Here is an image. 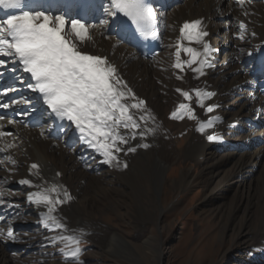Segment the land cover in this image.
<instances>
[{"label":"bare ground","instance_id":"1","mask_svg":"<svg viewBox=\"0 0 264 264\" xmlns=\"http://www.w3.org/2000/svg\"><path fill=\"white\" fill-rule=\"evenodd\" d=\"M156 2L163 48L149 60L140 58L137 50L109 33L111 17L104 12L109 4L107 0H103L96 18L86 22L96 27L91 29L93 40L82 46V50L106 56L115 64L121 77L135 95L145 101L148 112L155 118L142 123L141 129L137 130L145 132L143 139L137 134L129 144L121 146L125 151L129 146L136 151L119 153L120 166H115V162L113 166L102 163L103 157L81 141L80 134L75 133L74 125L69 122L62 134H54L51 118L36 94L28 89L26 76L19 70L13 71L11 63L0 69V91L16 89L0 96V104L28 100L26 104L0 108V116L4 117L0 123L4 124L5 131L13 133L5 140L15 144L8 152L0 153V159L11 155L17 162L13 165L5 159L0 165V191L6 193L3 197L6 203L0 205V228L6 234L11 226L16 236L15 240L0 237V264H24L26 261L31 264L33 261L26 259V254L44 253L48 238L55 234L51 232L48 238H44L50 231L41 224L40 213L46 209L27 200L28 193L37 189L18 183L28 176L29 164L35 162L40 173L33 184L43 187L61 185L73 197L59 206L56 215L63 221L71 217L74 223L69 229L77 230L80 238L110 252L128 248L130 253L136 251L132 250L134 242L129 241L122 230L104 223L96 215L106 204L134 206L133 221L141 232L146 227L144 224L158 222L157 212L164 207L162 195L167 185L173 191L181 192L197 180L206 181L209 204L218 208L232 204L235 219L251 227L260 219L263 212L260 209H264V76L256 74L254 65L258 51L264 47V2L244 0L242 6L237 0H175L167 5L159 0ZM202 17L208 23L205 40L214 51L210 58L211 67L204 69L205 75L198 76L191 67L186 66L181 72L172 65L176 61L175 45L180 24L186 19ZM102 20L107 23L101 25ZM241 21L247 26L243 40L239 39ZM184 44L202 51V45H189L187 41ZM188 59L190 57L181 52V60ZM178 76L182 78L178 79ZM177 89L190 93L193 89L211 91L213 95L204 103L217 107L212 113H205L197 106L194 94L189 102ZM180 103H191L197 119H169ZM141 114L136 112L138 121ZM208 116H219L220 122L201 134L196 130L198 122H206ZM247 117L256 125L253 126ZM28 118L40 119L39 125H28ZM8 119L16 123L9 125ZM147 129L154 131L148 132ZM181 132H184L185 143L178 148L175 137ZM208 133L220 139L210 142L205 138ZM223 139L232 144L223 145ZM140 144L149 146L143 148L139 147ZM180 159L191 160L199 170L187 165L178 177L169 180L167 171ZM123 163L127 164L126 168ZM231 186L234 190L230 196ZM213 188L219 191L226 188V191L212 195ZM7 203L14 207H7ZM247 234H240V239L244 240ZM134 238L139 236L134 235ZM156 239L150 234L143 243L157 257ZM253 263L264 264V255L253 259ZM50 264L58 263L51 261Z\"/></svg>","mask_w":264,"mask_h":264},{"label":"snow or ice","instance_id":"2","mask_svg":"<svg viewBox=\"0 0 264 264\" xmlns=\"http://www.w3.org/2000/svg\"><path fill=\"white\" fill-rule=\"evenodd\" d=\"M241 6L244 0H237ZM25 0H0V9L18 10L17 14H8L0 20V69L7 68L11 63L12 70H19L28 77L27 87L33 93H38L43 99L50 115L60 121H68L74 125L80 134L81 141L97 154L103 157L102 163L120 166L118 154L135 152L136 148L122 145L129 144V140L135 139L137 134L143 139L145 132L141 124L155 118L148 112L144 100L139 99L133 90L121 77L118 68L107 57L90 54L82 50V46L93 40L91 29L96 25L85 22L83 15L79 18H66V14L52 15L45 11L25 10ZM85 6V11L87 10ZM66 13L71 8H66ZM109 17H126L135 29L144 37L156 39L158 37V13L149 0H109L104 8ZM101 25L107 23L102 20ZM239 39H244L247 30L246 24L239 23ZM180 37L175 45L176 61L172 67L184 71L185 67H191L198 76L205 75L204 69L211 67L210 58L213 49L205 40L208 32L203 29V21L196 19L185 21L179 28ZM255 35V33H253ZM195 43L202 45V51L194 47L186 46ZM181 52L190 59L181 60ZM196 65V67H192ZM178 79L182 77H177ZM21 82L24 78L21 77ZM15 88H6L0 91V96H6ZM186 101L191 102L193 94L197 98V106L204 109L205 113H212L217 105H205L213 93L193 89L192 92L177 89ZM27 99L13 100L11 104H0V108L7 109L13 104H26ZM136 110V111H133ZM136 112H141L139 121ZM187 117L189 120L197 119L195 109L191 103H180L170 113L169 119L178 120ZM219 116L209 117L206 122H198L196 130L204 134L220 122ZM4 120L0 116V121ZM12 119L7 124H15ZM123 130V131H122ZM148 132L154 129H147ZM13 136V133L4 130V124L0 123V153L8 152L15 144L5 140V137ZM208 141L219 140L216 135H207ZM149 145L140 144L139 147L147 148ZM5 159L15 165L17 162L8 155ZM0 159V165L5 163ZM127 167L126 163L122 165ZM39 165L33 163L29 167L30 175H39ZM59 176L60 174L57 173ZM20 185L37 190L29 192L27 200L38 208L46 211L40 213V222L45 229L55 233L48 238L53 246L63 244L60 249L66 261L74 264H82L79 257L82 253L80 236L77 230L69 229L63 222V218L56 215L59 206L73 199L63 186L52 184L43 187L33 184L30 179H20ZM5 192L0 191V205L6 201ZM7 207H14L7 203ZM0 237L15 240L16 236L11 226L0 228Z\"/></svg>","mask_w":264,"mask_h":264},{"label":"rangeland","instance_id":"3","mask_svg":"<svg viewBox=\"0 0 264 264\" xmlns=\"http://www.w3.org/2000/svg\"><path fill=\"white\" fill-rule=\"evenodd\" d=\"M183 137L184 132L175 137V145L178 148L184 146ZM187 165H193L196 171L199 170L191 160L180 159L167 171L169 180L178 177L182 168ZM262 178L264 181V174ZM207 184L206 181L197 180L181 192H175L167 185L162 195L164 207L157 212L158 222L144 224L146 227L141 229V232L136 229L137 224L133 221L136 214L134 206L106 204L96 216L104 223L122 230L127 239L134 242L135 247L132 250L136 252L130 253L129 248L121 249L122 253L110 252L88 239L81 238L79 247L82 253L79 260L82 264H254L253 259L264 255V209H260V212H263L253 227L244 222L239 223L235 219L232 204L225 208L209 204V198H206ZM225 189L219 191L213 188L210 193L214 195L218 191H226ZM233 190L231 186L228 191L230 196ZM67 219L63 222L71 227L74 221L71 217ZM69 222L71 224H68ZM47 233L44 238L51 235V232ZM244 233L248 234L246 239L242 240L239 235ZM150 234L157 238V257L153 256L143 243L145 237ZM134 235L139 238L135 239ZM63 247V244L53 246L48 242V251L44 252L47 255L28 252L25 257L32 259L31 264H50L51 261L58 264H74L64 259L60 252ZM24 264L30 262L26 261Z\"/></svg>","mask_w":264,"mask_h":264}]
</instances>
